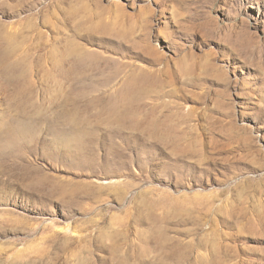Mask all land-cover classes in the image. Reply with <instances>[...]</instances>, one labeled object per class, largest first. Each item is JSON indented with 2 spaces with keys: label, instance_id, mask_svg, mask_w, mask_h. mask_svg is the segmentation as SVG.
Here are the masks:
<instances>
[{
  "label": "rangeland",
  "instance_id": "1",
  "mask_svg": "<svg viewBox=\"0 0 264 264\" xmlns=\"http://www.w3.org/2000/svg\"><path fill=\"white\" fill-rule=\"evenodd\" d=\"M0 264H264V0H0Z\"/></svg>",
  "mask_w": 264,
  "mask_h": 264
},
{
  "label": "bare ground",
  "instance_id": "2",
  "mask_svg": "<svg viewBox=\"0 0 264 264\" xmlns=\"http://www.w3.org/2000/svg\"><path fill=\"white\" fill-rule=\"evenodd\" d=\"M68 55L69 54H67V53H63L61 55L60 59H58V61L55 62V64L57 65L59 63V65L61 67H63L64 64H66L65 62L68 59ZM69 71L70 70L68 68L66 70V73H65L66 76L69 75ZM147 81L148 82L150 81V75L148 73L138 74L136 76L132 75L131 77H129L126 85L132 86L133 84H141V83H144V82L146 83ZM128 93H129V88H127V89L123 88V90H121V92H120V99H121L120 101H121V103H123L125 100H127ZM120 112H121V110H120ZM102 113H103V110H100V111L96 112L95 114H96L97 117H100ZM109 113L112 114L114 116V118H115L117 110L109 111ZM114 118H112V119H114ZM102 121H103V119H102Z\"/></svg>",
  "mask_w": 264,
  "mask_h": 264
}]
</instances>
